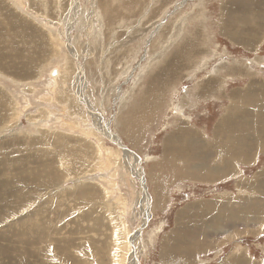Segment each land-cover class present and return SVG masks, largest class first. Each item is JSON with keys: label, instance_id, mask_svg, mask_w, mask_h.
Returning <instances> with one entry per match:
<instances>
[{"label": "rangeland", "instance_id": "rangeland-1", "mask_svg": "<svg viewBox=\"0 0 264 264\" xmlns=\"http://www.w3.org/2000/svg\"><path fill=\"white\" fill-rule=\"evenodd\" d=\"M228 1L0 0V264H264V150L239 176L207 140L229 108L264 141V34L232 40L254 12ZM188 128L217 171L147 185Z\"/></svg>", "mask_w": 264, "mask_h": 264}, {"label": "bare ground", "instance_id": "bare-ground-1", "mask_svg": "<svg viewBox=\"0 0 264 264\" xmlns=\"http://www.w3.org/2000/svg\"><path fill=\"white\" fill-rule=\"evenodd\" d=\"M228 2H230V3H235V1H233V0H230V1H228ZM242 2V1H241ZM262 4H264V0H262V1H260V0H251V8L252 9H249V13H250V11H252L251 13H253V16H248L247 14L246 15H242V13L240 14V17H239V21H233L232 22V24L234 23L235 24V27H236V24L237 23H239V22H241L242 21V24H243V27H241L242 29H240V30H242L243 32V34H244V36H243V38H238V36L237 35H234L233 33V35L234 36H237V39L235 40L234 38L232 39V40H234V41H237V40H244V41H246V40H249V41H251V40H255V39H257L258 40V38H256L257 37V35H258V33H262L261 35H263L264 34V18H261L260 17V12L262 11V7H261V5ZM245 5V4H244ZM234 6H236L235 4H234ZM261 7V8H260ZM264 7V6H263ZM256 8H258V11L256 10ZM242 11V10H241ZM245 13H247V11H244ZM223 15V14H222ZM225 15V14H224ZM223 15V16H224ZM236 15H237V13H236ZM226 18V17H225ZM230 18V17H229ZM228 18V19H229ZM225 20V19H224ZM229 21V20H228ZM231 23V22H230ZM30 25V24H29ZM223 26L224 27H228L227 26V23H226V21H225V23L223 24ZM237 27H238V29L240 28L239 26H238V24H237ZM9 28V27H8ZM249 29H251V30H253L254 31V34L251 32V34H253V35H250V37H251V39H248V37H249V33H248V30ZM225 30V29H224ZM258 31V32H257ZM234 32H237V31H234ZM241 32H240V34H242ZM227 34V33H226ZM231 34V35H232ZM230 35V36H231ZM228 36V35H227ZM242 37V36H241ZM14 43V42H13ZM240 43V42H239ZM246 44V43H245ZM7 45H8V43H7ZM248 45V44H247ZM5 46H6V44H5ZM9 46V45H8ZM14 46V45H13ZM13 46H11V47H13ZM249 46H250V44H249ZM3 50V49H2ZM2 50H0V51H2ZM5 52V51H4ZM6 55V54H5ZM1 56H3L2 54H0V58H1ZM8 56V55H7ZM5 66H7V65H4V64H2V61L0 60V68L2 69V67H5ZM67 80V79H66ZM81 90V89H80ZM202 91V90H201ZM86 104V103H85ZM243 108V107H242ZM90 109V108H89ZM228 110L226 111V114H225V116H224V118H222V119H219V121L216 123L217 125L215 126V132H214V134L217 136V138H218V135H221V136H223L224 135V137H225V139L227 140V142H226V146L224 145L223 146V149H222V151L221 152H223L224 153V155H226V156H228V157H230L231 159H233V160H241V161H243V160H246V159H249L250 157H249V155H251V152H252V150L253 149H256L257 151L260 149H263L264 150V141L262 140L263 138H264V130H263V134H262V141L261 142H255V143H253V144H249V142H246V141H241V139L240 140H236L234 137H235V132L234 131H236V130H232V129H230V128H232V126H234V124H231V127L230 128H228V126L230 125L229 124V122L231 121V111H230V109L229 108H227ZM251 109V108H250ZM92 110V109H91ZM244 110V109H243ZM245 111V110H244ZM244 111H242V112H244ZM230 112V113H229ZM241 115V114H240ZM241 116H243V115H241ZM240 118V117H239ZM245 118V117H244ZM132 119H134V117L132 118ZM150 119V118H149ZM138 120V119H137ZM142 120V119H141ZM134 122L135 123V120H129V122ZM237 121H240V119L239 120H237ZM233 122H234V120H233ZM253 122V121H252ZM137 123V122H136ZM144 123V122H143ZM227 123H228V125H227ZM245 123V122H244ZM247 123V122H246ZM241 124V123H240ZM143 125V124H142ZM127 126V125H126ZM132 126V125H131ZM140 126V125H139ZM236 126V125H235ZM136 127H137V124H136ZM186 127V126H185ZM188 127H190V126H188ZM241 127V126H240ZM245 127V126H244ZM252 127V126H251ZM250 127V128H251ZM130 128V127H129ZM138 128V127H137ZM187 128V127H186ZM254 128V127H253ZM256 128V127H255ZM189 129V128H188ZM235 129H236V127H235ZM132 130V129H131ZM242 131H243V129H241ZM197 131H199V130H197ZM240 131V130H239ZM257 131V130H256ZM128 132H130V131H128ZM185 132V133H184ZM236 132H238V130L236 131ZM245 132V131H244ZM258 132V131H257ZM186 133H188V135L186 134ZM239 133V132H238ZM242 133V132H241ZM240 133V134H241ZM175 134V133H174ZM177 134V133H176ZM178 134H179V132H178ZM203 134V133H202ZM243 134V133H242ZM253 134V133H252ZM189 136L190 137H192V138H189ZM237 136H238V134H237ZM254 136V135H253ZM252 136V137H253ZM260 135H258V137H259ZM202 137V136H201ZM220 137V136H219ZM241 137V136H240ZM177 138H179V141L178 140H176V141H173L174 143L173 144H177V142H180V144H181V148H180V150H181V154H176L175 153V151H174V149H172L173 148V145H171V143L172 142H170L169 141V143H167V142H165V144H164V149H165V151H164V153L165 154H167L169 157H171L172 158V160H169V162H172L173 161V163H175L174 162V160H175V158H173L172 156V153H175L176 154V156H183L182 158V164H180V165H178V164H176L175 166H174V168L176 167V169H178V172L179 173H181V175L182 174H186L187 173V168H186V166H185V163H184V158H186V159H190V158H192V156H195V157H197L198 158V148L197 149H192V146L189 144V142L191 141V140H195V141H197V143L200 145L201 143H202V141L199 139V136L197 135V133L196 132H190L189 130H183L182 131V133L179 135V137H177ZM189 138V139H188ZM204 138V137H203ZM216 138V139H217ZM256 138V137H255ZM134 139V138H133ZM205 139V138H204ZM210 139V138H209ZM213 140V139H212ZM259 140V139H258ZM214 141H216L215 139H214ZM252 141V140H251ZM209 142V141H208ZM253 142V141H252ZM251 142V143H252ZM192 143V142H191ZM214 143V142H213ZM250 145V149H249V147H248V144ZM193 144V143H192ZM197 144V145H198ZM204 144V143H203ZM209 144V143H208ZM207 144V145H208ZM206 146V145H205ZM176 147H177V145H176ZM214 147V146H213ZM217 147H219V146H216V148ZM215 148V147H214ZM213 148V149H214ZM171 150V151H170ZM201 150V149H200ZM207 150V149H206ZM203 151V150H202ZM131 152V151H130ZM206 152V151H205ZM183 153V154H182ZM197 154V155H196ZM217 154H219L220 155V152H218L217 151V149H216V155ZM184 155H185V157H184ZM164 157H165V155H164ZM179 157V158H180ZM202 157V156H201ZM167 161H168V159H166ZM180 160V159H179ZM167 161H165V163L167 162ZM176 161V160H175ZM168 162V163H169ZM179 162H181V160L179 161ZM188 162V161H187ZM160 163V162H159ZM159 163H157V164H159ZM162 163H163V160H162ZM156 163H155V165H157ZM204 164V163H203ZM162 165V164H161ZM169 165V164H168ZM168 165H166V166H164V168L166 169V170H170V173H172L174 170L172 169L171 170V167L170 166H168ZM194 166H197L196 167V170L198 169V171L196 172V170H194V173H195V175L196 176H199V173H203V175H205V174H208L209 173V169L210 168H212V170H213V173L212 174H214V171H217V168H216V164H215V162H213L209 167H208V169H206L203 165H201L200 163H199V161H198V163L197 162H195V164H194ZM157 167V166H156ZM163 167V165L160 167V168H162ZM187 167H189V166H187ZM192 167V166H191ZM133 168V167H132ZM186 168V169H185ZM193 169H195V168H193ZM157 170V169H156ZM190 170H191V168H190ZM188 172H189V170H188ZM224 172V171H223ZM174 173V172H173ZM192 173V172H191ZM217 172H215V174H216ZM233 173V172H232ZM264 173V172H263ZM152 174V173H151ZM160 174V173H159ZM179 175V174H178ZM220 175V174H219ZM141 176V175H140ZM158 176V175H157ZM202 176V175H201ZM257 176H259V173H256V174H254V178L256 179V180H259L260 179V177L259 178H257ZM139 177V176H138ZM167 177V176H166ZM179 177V176H178ZM177 177V178H178ZM155 179H157V180H159L157 177H154V180ZM155 182V181H154ZM155 183H158V182H155ZM246 183H248L249 185H250V183L251 182H246V181H244V182H238V185L239 186H243V188L244 187H259V185H254V186H246L247 184ZM260 183V182H259ZM258 183V184H259ZM246 184V185H245ZM260 186H261V184H260ZM158 187V186H157ZM254 191V190H253ZM156 193H157V191H156ZM159 194V193H158ZM254 195V194H253ZM154 196H156V195H154ZM159 196V195H158ZM145 197H147V196H144L143 195V200H146V198ZM227 197V196H226ZM228 198V197H227ZM154 199H156V198H154ZM224 199V198H223ZM237 199H239V198H237ZM250 199V198H249ZM157 200V199H156ZM243 200V199H242ZM158 201V200H157ZM218 201H220V200H218ZM249 201V200H248ZM258 202V201H257ZM256 202V203H257ZM222 203H224V202H221V204ZM234 203V202H233ZM146 204H148V203H146ZM215 204H216V202H215ZM218 204H219V202H218ZM220 204V206L219 207H221L222 205ZM245 204V203H244ZM251 204V203H250ZM231 205H233V204H230V206ZM215 206V205H214ZM218 206V205H217ZM230 206H229V208H230ZM144 207V206H143ZM249 207V206H248ZM217 208V207H216ZM228 208V209H229ZM242 208V207H241ZM243 208H244V206H243ZM252 208H253V206H252ZM211 209V208H210ZM220 209V208H219ZM218 209V210H219ZM233 209V208H232ZM246 209V208H245ZM221 210V209H220ZM253 211V210H252ZM218 212H220V211H218ZM221 213V212H220ZM240 213V212H239ZM243 213V212H242ZM230 214H232V213H230ZM241 214V213H240ZM214 215H219V213L217 214V213H215ZM247 215V214H246ZM233 217V216H232ZM252 217V216H251ZM231 218V217H230ZM236 218V217H235ZM237 218H238V216H237ZM222 220V219H221ZM223 221V220H222ZM199 222V221H198ZM196 232V231H195ZM200 233V232H199ZM166 241H164V243H165ZM131 260H132V262H133V256L131 257ZM56 262V261H55ZM54 263V262H53ZM56 264V263H55Z\"/></svg>", "mask_w": 264, "mask_h": 264}, {"label": "crops", "instance_id": "crops-1", "mask_svg": "<svg viewBox=\"0 0 264 264\" xmlns=\"http://www.w3.org/2000/svg\"><path fill=\"white\" fill-rule=\"evenodd\" d=\"M215 126H216V123L212 126V130H211V136H209V137H213L212 139L214 140V132H215ZM176 128V127H175ZM209 128V127H208ZM181 128H177L176 130H178V132L180 133L181 132V130H180ZM198 129L197 128H191V129H189V131L190 132H196L197 133V135L199 136V139H201V136H202V130L201 131H197ZM178 132H176V133H178ZM209 131H208V129H207V134L209 135ZM174 139H175V137H174ZM212 139H207V140H211L212 142H213V140ZM167 143H169V137L167 138V141H166ZM212 142H211V144H212ZM193 144H194V142H193ZM211 144H209L208 145V147H207V151L205 152V154H204V157L203 158H201V160H200V164L201 165H203L206 169H208V167L212 164V162H213V147H212V145ZM164 147V146H163ZM164 149V148H163ZM211 152H212V154H211ZM255 153H257V154H255V155H253L254 156V160H256L260 155H261V153H263V152H255ZM163 158H164V154H162V157L160 158V159H158V160H156V164L157 163H159V164H157V165H155V163H154V165L150 168V169H148V170H150V176H152V178H153V176H155V177H158V176H160L161 175V173H160V167L162 166L161 164H162V160H163ZM168 160H172V158L171 157H169L168 156ZM239 161V160H238ZM169 161H167L165 164H164V166H166V165H168V166H172L171 167V170L173 169L174 171V173L172 172V173H170V170H165L166 172H164V173H166V175H167V177H169V179H165V178H162V179H160L159 177H158V179L159 180H157V179H155V180H153V179H151L150 178V181L149 180H147L146 179V182H147V185L148 184H150L152 187H171V186H169V184H168V182L169 181H171V182H173V181H175L176 180V178L178 177V181H180V182H182V181H184L185 179H189V180H193L192 179V177L193 176H195L194 174H193V172H192V167H191V170L189 171V174H182L181 175V173H179L178 172V169H176V167L174 168V166L177 164V163H173V161L172 162H169ZM195 162H197L198 163V158L197 157H195V156H192V163H193V165L195 164ZM204 163V164H203ZM243 164L244 165H247L246 163H244V162H242V161H239V162H237V164H236V168H234V170H237V171H234L235 173H239V176L240 175H242V174H244L245 173V171H244V168H242V166H243ZM150 166V165H149ZM157 166V167H156ZM177 166V165H176ZM192 166V165H191ZM208 166V167H207ZM167 167V166H166ZM157 169V170H156ZM239 170V171H238ZM198 171V169L196 170V172ZM192 172V173H191ZM209 172H211V173H213V170H212V168H210L209 169ZM152 173V174H151ZM160 173V174H159ZM163 173V174H164ZM179 174V175H178ZM228 174H230V173H228ZM158 175V176H157ZM197 179H200V178H202V177H196ZM196 179V180H197ZM229 180V179H228ZM151 181H153V183H151ZM158 182V183H155V182ZM166 181V182H165ZM198 181V180H197ZM217 181V180H216ZM216 181H206V182H210V183H206V184H209V186L210 187H213V183H217ZM225 181V180H224ZM219 182V181H218ZM150 185H149V187H150ZM157 191V190H156ZM154 192H155V190L152 192L153 193V199H154ZM152 198V197H151ZM159 199H160V197H159ZM154 206H158V203H156L155 202V199H154Z\"/></svg>", "mask_w": 264, "mask_h": 264}]
</instances>
